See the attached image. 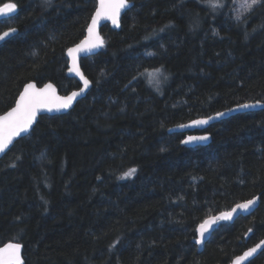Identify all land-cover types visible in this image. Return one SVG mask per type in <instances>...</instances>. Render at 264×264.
Wrapping results in <instances>:
<instances>
[{
  "label": "trees",
  "instance_id": "obj_1",
  "mask_svg": "<svg viewBox=\"0 0 264 264\" xmlns=\"http://www.w3.org/2000/svg\"><path fill=\"white\" fill-rule=\"evenodd\" d=\"M133 1L120 30L104 26L103 50L82 60L93 82L86 97L66 114L42 115L0 160V246L23 243L26 264H228L264 237V109L212 124L208 145L169 132L264 102V9L237 22L229 0L215 12L207 0ZM9 2L18 12L0 32L18 33L0 45V114L30 81L62 94L81 87L66 52L97 7L0 6ZM153 68L168 77L159 91L140 75ZM257 195L253 214L220 222L198 252L199 224ZM263 263L264 252L250 264Z\"/></svg>",
  "mask_w": 264,
  "mask_h": 264
},
{
  "label": "snow or ice",
  "instance_id": "obj_2",
  "mask_svg": "<svg viewBox=\"0 0 264 264\" xmlns=\"http://www.w3.org/2000/svg\"><path fill=\"white\" fill-rule=\"evenodd\" d=\"M233 5L230 12L234 14V18L237 22H245L256 9H264V0H229ZM45 3H50V0H45ZM207 3L211 6L215 12L218 9L225 7L224 0H207ZM128 7V0H99L98 7L95 8V14L91 17V23L87 25L88 35L73 48L68 49V56L71 57L72 67L69 71L74 72L83 81V87L80 92H72L71 95L64 97H56L55 90L51 84L45 85L43 89H36L35 84H27L24 87L23 92L19 94V99L15 101V107L10 111H7L3 115H0V153H4L13 140L16 137H20L22 133H28L32 129L33 124L36 122L37 114L42 110L48 111H61L70 108L73 101L84 92L90 85L91 81L84 76L80 71L78 64V54L80 52H91L95 49L104 47V40L97 31V25L100 19H108L116 26L119 27V16L122 9ZM16 10V4L9 2L0 6V17L8 16ZM163 29H161L162 31ZM15 28H10L8 31L0 34V41L4 40L11 33H15ZM217 34L218 33H214ZM103 75V74H102ZM141 76L146 77L149 85H155L156 90L159 91V84L161 77L163 80H167V76L164 75L162 68H153L151 70L144 69L140 73ZM134 77L133 79H135ZM261 102L257 101L255 104L238 105L240 109H248L260 106ZM233 109H229V112ZM225 113L218 112L215 117H209L208 119H201L193 121L195 125H204L209 122L210 119H216L223 117ZM179 127H185L179 125ZM209 137L207 136H189L183 140L182 143L190 144L196 141H205ZM163 151V149H162ZM136 172L135 168L129 169L123 178L132 176ZM256 200H248L244 203L237 204L230 212H222L219 216L209 217L201 223L197 229L199 232V239L197 243L203 244L206 236L212 228V225L217 220H230L233 214L239 209L242 212H249ZM251 231V229H249ZM116 243H119L117 241ZM264 245V240H261L255 247L250 248L243 256H238L233 261V264H242L247 258L251 257L257 252V249ZM22 244L20 243H6L3 247H0V264H24V259L21 255ZM115 247V244L112 245Z\"/></svg>",
  "mask_w": 264,
  "mask_h": 264
},
{
  "label": "water",
  "instance_id": "obj_3",
  "mask_svg": "<svg viewBox=\"0 0 264 264\" xmlns=\"http://www.w3.org/2000/svg\"><path fill=\"white\" fill-rule=\"evenodd\" d=\"M99 5V0H97V7ZM134 5V1L133 0H128V7L127 8H124L121 10L120 12V16H119V27H116L112 22L111 20H108V19H100V21L98 22V25H97V31L99 33V35L103 38L104 40V36H103V33H102V30L104 28V26L106 25H109L113 30H120L121 27H122V19L125 15V13ZM18 12V8H17V5H16V10L9 14L8 16H2L0 17V21L1 20H4L6 18H10V17H14L16 16ZM95 14V11L93 13V15ZM92 15V16H93ZM91 23V20L89 22V24ZM11 28H15L16 29V32L15 33H11L8 37H6L4 40L0 41V45L3 44L6 40H8L9 38L13 37L14 35H16L18 33V28L17 27H11ZM10 29V28H9ZM9 29H6L4 30L3 32L5 31H8ZM3 32H1L0 34H2ZM88 35L87 33V29H86V35L85 37ZM85 37L82 39L84 40ZM81 40V41H82ZM80 41V42H81ZM79 42V43H80ZM77 43V44H79ZM77 44L73 45L72 47L70 48H73L75 47ZM103 50V47L102 48H99V49H95L91 52H80L78 54V64H79V68H80V71L84 74L85 77H87V79H89L91 82L92 80L86 75L85 71L83 70V67H82V60L85 59V58H88V57H91V56H94V55H97L98 53H100L101 51ZM67 58H68V61H69V65H68V75L70 77H73L75 79H77L80 84H81V87L79 89H76V90H73L67 94H62L60 93L58 87L55 85V83L53 82H47L43 85H39L36 81H30L28 83H26L25 85L27 84H35L36 86V89H43L45 87V85H48V84H51L55 90V96L56 97H64V96H68V95H71L72 92H80V89L83 87V81L80 79V77L78 75H76L74 72H71L69 71V69L72 67V60H71V57L68 56V50H67ZM24 85V87H25ZM92 85H93V82L91 83V85L84 91L82 92L79 96L76 97V99L73 101V104L70 108L66 109V110H61V111H48L46 109H42L38 114H37V117H36V122L33 124V127L32 129L29 130L28 133H22L20 137H16L12 144H10L8 146V148L5 150L4 153H0V160L5 156V154L14 146V144L21 138L23 137H26L28 136L32 130L34 129L35 125L37 124L39 118L42 116V115H61V114H66L68 113L71 109L74 108V106L81 100L83 99L84 97H86V95L88 94V92L90 91V89L92 88ZM24 87L22 89L21 92H23L24 90ZM19 99V97H18ZM17 99V100H18ZM257 101H250V102H245V103H242V104H239V105H244V104H255ZM261 102V105L260 106H257V107H253V108H248V109H240L238 108V105L236 106H233L231 108H228V109H225L223 111H220L222 113H225V115L223 117H220V118H216V119H210L209 122L207 124H204V125H195L193 124V121H196V120H201V119H208L209 117H215L216 116V113L212 114V115H209V116H206V117H199V118H196V119H193V120H190L188 122H185V123H181V124H177V125H174L172 127L169 128V132L170 133H186L187 137L186 139L189 137V136H196V137H200V136H207L209 137L207 140L205 141H196L194 143H190V144H187L188 146L190 147H196V146H202V145H208L211 143L212 141V135L207 132V129L214 123H217V122H220L222 120H225V119H228L229 117L235 115V114H238V113H245V112H254V111H258V110H261V109H264V102L263 101H260ZM15 107V105L13 106ZM13 107H11L9 110L7 111H10ZM229 109H233V111L229 112ZM7 111L1 113L0 115H3L4 113H6ZM218 113V112H217ZM179 125H184L185 127H179ZM252 199H255L256 200V203L255 205L252 206V208L250 209L249 212H242L240 211L239 209H237V212L233 214V217L232 219L230 220H217L216 223H214L212 225V228L209 230L208 233H205V236H206V239L204 241L203 244H199L197 243V240L199 239V232L197 231V238L195 239V244L197 245L198 247V252H202L204 251L205 249V246L207 244V242L211 239L214 231L216 230L217 226H218V223L219 222H235L238 218H240L241 216H249L251 214H253L259 207L260 205V196L257 195L251 199H247V200H244V201H241L237 204H241V203H244L248 200H252ZM236 204V205H237ZM236 205H234L232 208H234ZM231 209L227 210V211H222V212H230ZM220 212V213H222ZM220 213H217L215 215H211L209 217H215V216H219ZM209 217H207L206 219H208ZM203 223V222H202ZM200 225V224H199ZM199 227V226H198ZM261 240H264V237L262 239H260L258 242H256L254 245L248 247L246 250H244L241 254H238L237 256H235L233 258V260L229 263V264H233V261L235 260L236 257L238 256H243V254L245 252H247L250 248H253L255 247L258 243H260ZM9 242H12V243H20V242H16V241H8L6 243H9ZM6 243H4L3 245H1L0 247H3ZM22 244V250H21V255L24 259V264H26V260H25V257H24V245L23 243H20ZM264 251V245L261 246V248L257 249V252L254 253L251 257L247 258L245 261H242V264H248L251 260L255 259L257 256H259L262 252ZM218 264H222V263H218Z\"/></svg>",
  "mask_w": 264,
  "mask_h": 264
},
{
  "label": "flooded vegetation",
  "instance_id": "obj_4",
  "mask_svg": "<svg viewBox=\"0 0 264 264\" xmlns=\"http://www.w3.org/2000/svg\"><path fill=\"white\" fill-rule=\"evenodd\" d=\"M12 18H13V17L6 18V19H4V20H1L0 23H2V22H4V21H7V20H10V19H12ZM9 24H10V23H9ZM11 27H12V26H10V27H8V28H5L4 30L9 29V28H11ZM4 30H2L1 32H3ZM1 32H0V33H1ZM78 43H79V42H78ZM66 54H67V52H66ZM42 85H43V84H42ZM219 223H220V222H219ZM219 223H218V224H219ZM226 223H228V222H226ZM231 223H233V222H231ZM214 232H215V231H214ZM261 239H262V238H261ZM259 240H260V239H259ZM259 240H258V241H259ZM258 241H257V242H258ZM255 243H256V242H255ZM255 243H254V244H255ZM254 244H252V245H254ZM252 245H250V246H252ZM250 246H249V247H250ZM247 248H248V247H247ZM247 248H246V249H247ZM246 249H245V250H246ZM243 251H244V250H243ZM243 251H242V252H243ZM242 252H241V253H242ZM263 252H264V251H263ZM263 252H262V253H263ZM241 253H239V254H241ZM262 253H261V254H262ZM261 254H260V255H261ZM237 255H238V254H237ZM237 255H235V256H237ZM260 255H259V256H260ZM235 256H234V257H235ZM259 256H257V257H259ZM234 257H233V258H234ZM257 257H256V258H257ZM233 258H232V260H233ZM256 258H255V259H256ZM232 260H231V261H232ZM231 261H230V262H231ZM253 261H254V259L251 260L248 264H250V263L253 262ZM230 262H229V263H230ZM229 263H228V264H229ZM217 264H218V263H217ZM263 264H264V263H263Z\"/></svg>",
  "mask_w": 264,
  "mask_h": 264
}]
</instances>
